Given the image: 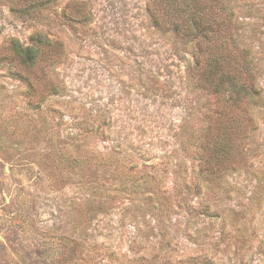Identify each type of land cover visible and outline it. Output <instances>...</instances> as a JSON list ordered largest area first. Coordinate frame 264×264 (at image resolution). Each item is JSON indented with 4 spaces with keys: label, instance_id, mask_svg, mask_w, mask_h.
<instances>
[{
    "label": "rangeland",
    "instance_id": "374dc122",
    "mask_svg": "<svg viewBox=\"0 0 264 264\" xmlns=\"http://www.w3.org/2000/svg\"><path fill=\"white\" fill-rule=\"evenodd\" d=\"M225 1L217 45L260 92L233 110L246 166L213 186L200 140L232 111L204 116L224 107L198 86L209 41L155 27L150 0H0V264H264V0Z\"/></svg>",
    "mask_w": 264,
    "mask_h": 264
},
{
    "label": "trees",
    "instance_id": "16d2710c",
    "mask_svg": "<svg viewBox=\"0 0 264 264\" xmlns=\"http://www.w3.org/2000/svg\"><path fill=\"white\" fill-rule=\"evenodd\" d=\"M29 1L31 6L50 0ZM148 11L155 27L163 29L164 24L172 22L173 31L176 33L182 32L191 37L200 35L202 39L210 42L209 50L199 54L201 57L195 59L194 62L195 66H200V62H202L198 73V86L209 94H215L217 96L215 103H222L224 107L212 113H206L204 116L208 118H212L211 114L225 116L223 113L225 108L232 111L230 116H225L226 118L217 115L213 122H208L202 133L203 139L199 144L197 157L199 156L201 162L199 171L203 173V175H199V178L208 179L207 183L215 186L220 183L221 169L229 170L246 166L245 158L234 159L232 155L235 150L239 156H243L241 144L247 137L248 129L253 127V123L250 122L247 124L248 129L247 126L244 129L246 124L240 121L239 115L234 114L233 110L250 114L254 96H258L260 92L254 77L249 76L246 68L245 72L248 77L244 76L243 78L241 75L242 65L248 67L245 60L236 59L233 63L228 61L221 50L223 44L217 45L220 35L221 37L231 35V32L235 30L231 13L229 14L231 10L227 7L225 0H150ZM220 41L223 42V40ZM11 43L19 61L25 65H31L37 56L38 49L32 45L23 47L16 40H12ZM247 119L251 121L250 118ZM194 187V191L200 194L202 189L199 181ZM158 189L159 186L156 185L154 190L158 191ZM156 191L149 196L153 203L160 198V192L156 193ZM212 203L215 207L220 205V203L216 204V201H212ZM198 204H201L200 201ZM188 205L193 208L191 203ZM209 205L203 204L200 212L210 217L219 216L216 209L218 207L210 211Z\"/></svg>",
    "mask_w": 264,
    "mask_h": 264
}]
</instances>
